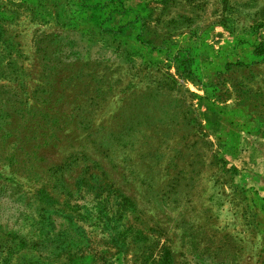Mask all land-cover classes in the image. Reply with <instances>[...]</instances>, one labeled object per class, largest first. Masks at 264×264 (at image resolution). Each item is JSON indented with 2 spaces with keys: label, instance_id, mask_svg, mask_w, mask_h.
<instances>
[{
  "label": "rangeland",
  "instance_id": "374dc122",
  "mask_svg": "<svg viewBox=\"0 0 264 264\" xmlns=\"http://www.w3.org/2000/svg\"><path fill=\"white\" fill-rule=\"evenodd\" d=\"M0 264H264V0H0Z\"/></svg>",
  "mask_w": 264,
  "mask_h": 264
}]
</instances>
